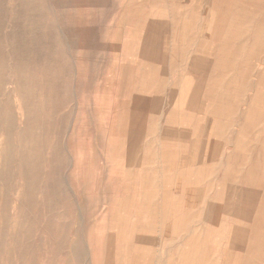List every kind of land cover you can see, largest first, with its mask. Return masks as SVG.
<instances>
[{
    "label": "rangeland",
    "instance_id": "rangeland-1",
    "mask_svg": "<svg viewBox=\"0 0 264 264\" xmlns=\"http://www.w3.org/2000/svg\"><path fill=\"white\" fill-rule=\"evenodd\" d=\"M0 264H264V0H0Z\"/></svg>",
    "mask_w": 264,
    "mask_h": 264
},
{
    "label": "bare ground",
    "instance_id": "bare-ground-1",
    "mask_svg": "<svg viewBox=\"0 0 264 264\" xmlns=\"http://www.w3.org/2000/svg\"><path fill=\"white\" fill-rule=\"evenodd\" d=\"M210 20H211V19H210ZM161 26H162V25H161ZM159 29H160V28H159ZM158 31H159V30H158ZM156 33H157V32H156ZM157 37H158V36H157ZM162 40H163V39H162ZM158 48H159V47H158ZM164 54H165V53H164ZM205 58H206V57H205ZM203 60H205V59H203ZM203 60H202V61H203ZM202 61H201V62H202ZM212 61H213V59H212ZM207 64H209V63H207ZM207 64H206V65H207ZM196 66H197V65H196ZM209 66H210V65H209ZM208 68L210 69V67H208ZM197 70H198V69H197ZM187 79H188V78H187ZM202 81H203V80H202ZM258 81H259V80H258ZM181 82H182V81H181ZM202 84H203V83H202ZM202 84H201V85H202ZM198 85H199V84H198ZM201 85H200V86H201ZM194 86H195V85H194ZM201 87H202V86H201ZM198 88H199V86H198ZM199 89H200V88H199ZM172 90H173V89H172ZM175 90H176V89H175ZM200 90H201V89H200ZM192 91H193V90H192ZM196 91H198L197 88H196ZM173 92H174V91H173ZM200 93H201V92H200ZM196 95H197V94H196ZM199 96H200V94H199ZM218 98H219V97H218ZM194 99H196V98H194ZM194 99H193V100H194ZM198 100H199V99H198ZM187 101H188V100H187ZM195 101H196V100H195ZM196 102H197V101H196ZM193 104H194V102H193ZM118 105H119V104H118ZM187 105H188V104H187ZM194 105H196V104H194ZM188 107H189V106H188ZM193 107H194V106H193ZM194 109H195V107H194ZM124 110H125V109H124ZM224 113H225V112H224ZM224 117H225V116H224ZM231 121H232V120H231ZM225 124H226V123H225ZM180 128H182V127H180ZM128 129H129V128H128ZM178 129H179V127H178ZM182 129H183V128H182ZM182 129H180V130H182ZM185 129H188V128H185ZM189 129H190V128H189ZM130 130H132V129H130ZM136 130H137V129H136ZM134 131H135V130H134ZM167 131H169V130H167ZM186 131H187V130H186ZM189 131H191V130H189ZM129 132H130V131H129ZM135 132H137V131H135ZM140 132H141V131H140ZM142 132H144V131H142ZM175 133H177V132H175ZM180 133H181V131H180ZM184 133H186V132H184ZM129 134H130V133H129ZM132 134H133V133H132ZM141 134H142V133H141ZM168 134H169V132H168ZM168 134H167V135H168ZM177 134H178V133H177ZM133 135H134V134H133ZM164 135H165V133H164ZM184 135H187V134H184ZM184 135H183V137H184ZM168 136H169V135H168ZM179 136H180V134H179ZM181 136H182V134H181ZM188 136H189V134H188ZM132 137H133V136H132ZM141 137H142V135H141ZM128 138H129V137H128ZM134 138H135V137H134ZM167 138H168V137H167ZM129 139H130V138H129ZM135 139H136V138H135ZM140 139H141V138H140ZM141 140H142V139H141ZM129 141H130V140H129ZM138 141H139V140H138ZM130 142H131V141H130ZM139 142H141V141H139ZM133 143H134V142H133ZM136 144L139 145V143H136ZM136 144H135V145H136ZM129 146H130V145H129ZM131 147H132V146H131ZM130 149H131V148H130ZM168 154H169V153H168ZM185 169H186V168H185ZM186 172H187V171H186ZM195 182H196V180H195ZM170 184H171V183H170ZM185 184H187V182H185ZM194 185H195V184H194ZM234 185H235V184H234ZM234 185H233V186H234ZM189 187H190V186H189ZM197 187H198V186H197ZM202 188H203V187H202ZM227 188H228V187H227ZM241 188H242V187H241ZM241 188H240V189H241ZM196 189H197V188H196ZM244 189H246V188H244ZM247 189H248V188H247ZM247 189H246V190H247ZM249 189H251V188H249ZM198 190H199V189H198ZM237 190H239V188H238ZM190 191H191V190H190ZM205 191H206V190H205ZM247 191H248V190H247ZM162 192H163V191H162ZM241 192H242V191H241ZM241 192L238 191V193H240V194H241ZM249 192H250V190H249ZM251 192H252V191H251ZM226 193H227V192H226ZM244 193L249 194V193H247L246 191H243V194H244ZM252 193H253V192H252ZM259 194H260V193H259ZM254 195H255V193H254ZM244 196L246 197L245 194H244ZM248 196H252V195H251V194H250V195H247V198H248ZM255 196H256V195H255ZM257 196H258V195H257ZM252 197H253V196H252ZM252 197H251V198H252ZM247 198H246V199H247ZM249 198H250V197H249ZM251 198H250V200H251ZM254 198H255V197H254ZM257 198H258V197H257ZM248 200H249V199H248ZM248 200H247V202H248ZM252 200H253V199H252ZM225 201H226V200H225ZM254 201H255V200H254ZM254 201H253V202H254ZM247 202H246V203H247ZM257 202H258V200H257ZM225 203H226V202H225ZM254 203H255V202H254ZM254 203H253V205H254ZM241 204H242V203H241ZM248 204H249V203H248ZM229 205H230V204H229ZM229 205H228V206L226 205V206L229 208ZM234 205H235V204H234ZM230 206H231V205H230ZM232 206H233V204H232ZM246 206H248V205H246ZM254 206H255V205H254ZM223 207H224V208H222L221 211H223V210L225 209V206H223ZM227 207H226V209H227ZM241 207H242V206H241ZM252 207H253V206H252ZM255 207H256V206H255ZM243 208H244V207H243ZM246 208H247V207H246ZM219 209H220V208H219ZM230 209H231V208H230ZM241 209H242V208H241ZM244 209H245V208H244ZM227 210H228V209H227ZM249 210H250V209H249ZM214 211H215V210H214ZM225 211H226V210H225ZM225 211H223V212H225ZM228 211H229V210H228ZM228 211H226L225 214L228 213ZM230 211H231V210H230ZM212 212H213V211H212ZM216 213H217V212H216ZM220 213H221V212H220ZM229 213H230V212H229ZM229 213H228V214H229ZM239 217H240V216H239ZM210 222H211V221H210ZM234 227H235V229H236L237 226L235 225ZM233 229H234V228H233ZM233 229H232V230H233ZM248 229H249V228H248ZM233 231H234V230H233ZM236 231H237V229L235 230V234H237ZM244 231H245V233H246L247 230H244ZM248 233H249V232H247L246 234H244V236L247 237V234H248ZM234 236H235V235H234ZM143 237H144V235H143ZM143 237H142V238H143ZM235 237H236V236H235ZM237 237H238V236H237ZM237 237H236V238H237ZM246 237H245V239H246ZM236 238H235V240H236ZM238 238H239V237H238ZM240 238H241V237H240ZM240 238H239V239H240ZM243 238H244V237H243ZM233 239H234V237H233ZM145 240H146V239H145ZM240 240L243 241L242 238H241ZM149 241H150V239H149ZM151 241L153 242L152 239H151ZM138 242H139V241H138ZM140 242H141V241H140ZM142 242H143V241H142ZM142 242H141V243H142ZM144 243H145V242H144ZM232 243H233V242H232ZM240 243H241V242H240ZM146 244H148V242H147ZM244 244H245V243H244ZM233 246H234V245H233ZM240 246H241V244H240ZM228 247L230 248V246H228ZM234 248H235V246H234ZM225 249H226V248H225ZM230 249H231V248H230ZM230 249H227V250L230 251ZM233 250H234V249H233ZM233 250H232V251H233ZM228 254H229V253H228ZM230 255H231V254H229L228 257H229ZM228 257H227V258H228ZM229 258H231V256H230ZM227 260H229V259H227Z\"/></svg>",
    "mask_w": 264,
    "mask_h": 264
}]
</instances>
